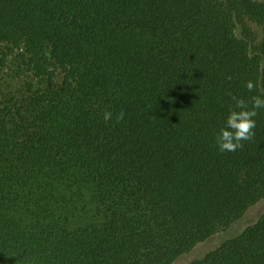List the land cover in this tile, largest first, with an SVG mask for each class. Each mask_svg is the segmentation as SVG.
<instances>
[{"label":"trees","instance_id":"obj_1","mask_svg":"<svg viewBox=\"0 0 264 264\" xmlns=\"http://www.w3.org/2000/svg\"><path fill=\"white\" fill-rule=\"evenodd\" d=\"M0 45L34 80L0 101V264H172L264 197V109L215 143L264 96V1L0 0ZM191 264H264V214Z\"/></svg>","mask_w":264,"mask_h":264},{"label":"rangeland","instance_id":"obj_2","mask_svg":"<svg viewBox=\"0 0 264 264\" xmlns=\"http://www.w3.org/2000/svg\"><path fill=\"white\" fill-rule=\"evenodd\" d=\"M264 1V0H257ZM256 42L262 39V27L249 21ZM34 80L23 70V64L16 50H9L0 45V101L19 95L27 89V83ZM264 214V197L250 206L242 216L231 225L219 229L207 240L195 245L189 252L180 256L172 264H191L215 250L225 241L240 235L245 229L254 225Z\"/></svg>","mask_w":264,"mask_h":264},{"label":"clouds","instance_id":"obj_3","mask_svg":"<svg viewBox=\"0 0 264 264\" xmlns=\"http://www.w3.org/2000/svg\"><path fill=\"white\" fill-rule=\"evenodd\" d=\"M246 88L251 92L254 88L252 81L246 82ZM234 104L229 107L223 125L219 128L215 136V143L221 152H234L241 148L242 141L250 140L254 135L256 127L257 110L264 109V96H253L251 105L243 98L233 96ZM125 113L122 111L117 117L123 120ZM113 118L111 111H105L103 119L105 122Z\"/></svg>","mask_w":264,"mask_h":264}]
</instances>
